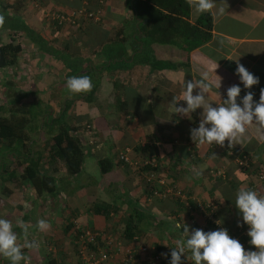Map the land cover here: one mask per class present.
Masks as SVG:
<instances>
[{
  "label": "crops",
  "instance_id": "0c3cea01",
  "mask_svg": "<svg viewBox=\"0 0 264 264\" xmlns=\"http://www.w3.org/2000/svg\"><path fill=\"white\" fill-rule=\"evenodd\" d=\"M214 2L218 4L217 7L223 6L219 4L221 0ZM224 2L227 4L224 15H217L216 9L208 12L212 24L210 38L200 46L186 52L174 44H150V50L156 59L176 63V66L187 61V68L175 66L174 69L157 70L147 64H132L130 61L133 53L128 47L126 53L130 59L127 63L119 69L104 72L94 101L88 106L86 114L78 117L74 123L77 125L75 135L82 145L84 157L81 170L70 174L53 151L49 139L50 126L47 128L43 125L51 116L56 115L68 97L62 66L41 53L25 30L14 27L15 22L11 19H19L30 32L54 47L68 38L71 27L68 22L55 25V22L49 21L47 14L50 11L68 13L83 6L87 9L100 8L102 12L97 21L99 32L91 28L92 33L84 31L79 34L78 38L83 41V46H88L89 51L102 42H108V39H120L125 29L131 34V38L134 36L140 40L141 34L132 31L131 12L125 6V0H37L36 8L33 7V0H0V13L6 18L4 28L0 29V43L12 37L21 45L16 63L0 69V97L6 98V94H10L16 86L35 88L33 93L19 99H0L4 102L0 105V116L9 118V111L13 108L26 107L37 101L45 105L41 109L38 136L26 143V147L29 149V156H39V172L53 178L56 186L52 192L36 194L29 183L20 178L22 167L29 156L23 154L13 157L8 152L6 159L1 157L0 178L7 190L4 199L17 212L12 222L13 230L19 237L17 243L23 244L24 229L27 232L34 230L35 233L29 235L28 239H35L40 243L38 250L22 249L27 263L85 264L77 254L74 236L76 230L88 227L97 231H122V219L134 210L138 215L137 220L135 219L137 236L133 237L136 236L139 242H153L162 246L163 242H167V248H170L177 244V240L183 239L180 224L192 230L202 227L209 232V221L205 220L204 212L198 208V204L208 201L214 202L216 206L214 217L219 221V226L236 234V240L245 251H256L249 242V227L243 223L235 206V199L236 193L241 189L255 190L264 195V140L261 139L264 130L258 129L255 124L249 126L239 144L232 148L228 147V141L224 142L223 147L215 144L200 145L193 142L190 130L198 128L203 109L198 108L188 115H180L174 113L171 104L174 99L178 101L177 106L186 107L182 100L184 82L197 81L204 72L208 73L207 82L212 86V92L206 94L207 102L212 103L213 107L220 103V99H227V90L233 85L241 88L237 97V104L240 106L244 95L249 91L254 94V102H259L261 89H264V0ZM199 15L189 6V23ZM79 19L83 18H77L75 22ZM141 46L140 44L139 47ZM92 61L96 63V59L93 58ZM237 63L257 77L259 83L245 89L236 74ZM218 77L219 96L215 94ZM113 81L119 85L118 97L112 90ZM198 91L199 89H194L193 95ZM113 102H120L122 109L116 112L112 107ZM81 122L86 123L80 125ZM24 127L26 126H23V130ZM42 131L45 134L44 143L41 141ZM6 147L7 150L19 148L16 143L6 145L5 141H0V150H6ZM125 147L129 149L126 155L128 161L114 164L109 171L100 174L97 160L108 157L114 163L116 153ZM135 147H144L148 153L145 158H150L155 164L151 168L153 176L162 179L163 184L156 185L153 180V186L162 196L146 197L147 186L143 182L146 172H138L136 165L144 157L143 151L135 150ZM240 160L245 165L240 166ZM217 169L223 171L222 176L214 175ZM197 171H201L202 175L198 177ZM260 175L263 179L258 178ZM140 176L143 178L141 181L138 179ZM61 179L68 186L77 184L80 188L64 192ZM166 189L173 192L178 189L195 206L180 207L175 196L171 192H165ZM178 200L181 201L180 198ZM99 202L109 206L107 218L94 210L95 204ZM64 216L68 219H63ZM40 219L50 223L51 228L39 231L36 224ZM19 221L23 224H19ZM69 221L77 227L73 232L71 225H68ZM129 242L132 241L123 239L121 244L114 241L107 264H124V256L120 252L129 247ZM0 257V264H10L9 260ZM186 259L190 264H195L191 254Z\"/></svg>",
  "mask_w": 264,
  "mask_h": 264
},
{
  "label": "trees",
  "instance_id": "16d2710c",
  "mask_svg": "<svg viewBox=\"0 0 264 264\" xmlns=\"http://www.w3.org/2000/svg\"><path fill=\"white\" fill-rule=\"evenodd\" d=\"M125 6L131 12L130 20L132 31L141 34L140 40L134 36L131 38V34L125 29L120 39H108V42H102L97 48L90 51L87 50V45L83 46V41L78 37L79 34H82L84 31L92 33L91 28L99 32L98 22L79 19L77 22H73V24L68 23L71 27V33L66 40L60 42L58 47H54L52 45L49 46L46 40L30 32L28 28L18 21V23H20L18 28L25 30L38 50L61 64L65 83L70 76L87 75L92 80L93 88L90 92L79 94L68 92V97L65 99L64 104L61 105L56 115L54 117L51 116L43 123L47 128L48 125L50 126L49 139L52 143L53 151L55 155L63 161L66 170L70 174H76L81 170L84 157L82 145L75 135L77 125L74 123L78 117H82L86 114L88 106L94 101L95 93L104 72L108 73L110 70L119 69L130 59V56L126 53L128 47L133 53L130 61L132 64H147L150 68L157 70L174 69L176 63H170L154 57L149 47L151 43L174 44L179 47V49L187 52L205 43L210 38L212 28L210 14H200L192 23H189L188 0H125ZM55 25L58 24L55 23ZM140 44L142 45L141 48L139 47ZM139 48L140 51L138 52ZM20 52V42L12 37H10L8 41L0 43V69L15 64ZM93 58L96 59V63H93ZM182 65L183 69L187 68V61L180 62L176 67H182ZM111 83L113 93L118 97L120 90L119 85L116 84L115 81ZM34 91V86L31 88H19V86H16L11 90L10 94H6V99L12 97L19 99ZM36 103L37 102H34L26 107L17 106L13 108L9 111V118L0 116V141H5L6 145L16 143L19 147L17 149L13 147L11 150H7V147L6 150L1 148L0 153L3 155V159L7 158L6 155L8 152L12 153L13 157L23 156V154L29 156L30 152L26 147V143L35 139L38 133L37 129L40 126L39 118L42 112V108ZM121 105L120 102H113L112 107L117 112L122 109L123 106ZM93 121L95 122L96 120ZM83 123L84 122H81L80 125H84L86 122ZM23 126H26L24 130ZM134 149H141L144 156L136 162V165H138V172L148 173L151 168L153 169L148 163H143V161L146 160L152 161L148 157L145 158L148 153L144 147H135ZM120 152L116 153L114 159L116 161L114 163L108 157L97 160V168L100 174L109 171L114 164L125 162L119 157ZM39 159L38 155H30L27 158V163L22 167L20 178L25 179L36 194L52 192L56 188L54 180L50 176L39 172ZM9 175H12V173H9ZM138 179L141 181L143 178L140 176ZM143 182L147 186L145 190L146 197L149 198L154 189L153 183L150 182L148 184L145 179H143ZM6 193L7 190L5 187L0 189V218L13 222L17 212L2 196ZM175 198L177 205L182 207L183 202L180 201L182 204H178L180 203L178 197L175 196ZM187 202L189 208L195 206L190 198H187ZM94 210L97 213H102L104 217H108L109 206L107 204L102 202L95 204ZM136 215H138V213L134 210L131 214L122 219L124 227L120 233L121 239L131 240V238L137 234ZM180 225L179 230L183 235L184 226ZM191 232L192 229H189V234H191ZM79 233V231H76L74 236H77ZM154 247L158 251L165 250L164 252L166 255L159 261V264H170V253L172 249L177 247V244L167 249L157 244H155ZM190 254L189 251L185 252L184 256L181 258L182 264H190L186 259V256H190ZM50 264H52V262H50ZM136 264L146 263L138 261Z\"/></svg>",
  "mask_w": 264,
  "mask_h": 264
},
{
  "label": "clouds",
  "instance_id": "9594fccd",
  "mask_svg": "<svg viewBox=\"0 0 264 264\" xmlns=\"http://www.w3.org/2000/svg\"><path fill=\"white\" fill-rule=\"evenodd\" d=\"M188 4L197 14L216 9L217 15H224L227 8L224 0L219 3L223 5L221 7H217L218 4L214 0H188ZM5 23V15L0 13V29L4 28ZM236 74L240 77L245 89H250L259 83V79L239 63H237ZM207 81V72H204L197 81H185L182 100L187 106H177L178 101L174 99L171 103L174 113L180 115H188L198 108L203 109L198 128L190 130L193 142L223 147L224 142L228 141V147L232 148L239 144L249 126L255 124L258 129L264 130V89H261L258 103L254 102V94L249 91L244 95L242 106H240L237 104V97L241 88L233 85L227 90V99H220V103L213 107L212 103L207 102L206 94L212 92V86ZM219 87L220 78L218 77L215 89L217 96H219L217 93ZM66 88L69 93H88L92 90L93 83L87 75L70 76L66 80ZM194 89H199L195 95H193ZM261 139L264 140V135H261ZM212 157L216 158L215 155ZM196 175L199 177L202 172L197 171ZM235 206L242 216L243 223L249 227L247 233L249 242L256 251H245L241 243L231 238L224 228L207 233L202 229H194L189 234V229L185 226L183 239L177 240V247L170 253V264H182L181 258L186 251L191 253L195 264H264V196L251 189L238 190ZM18 223L23 224L22 221ZM36 227L39 231H46L51 228V225L46 220L40 219ZM18 239L12 222L0 218V256L9 260L10 264H20L21 261L27 264V257L22 249L38 250L40 243L35 239H28L27 229L23 231V244H18Z\"/></svg>",
  "mask_w": 264,
  "mask_h": 264
},
{
  "label": "built area",
  "instance_id": "2783aa9c",
  "mask_svg": "<svg viewBox=\"0 0 264 264\" xmlns=\"http://www.w3.org/2000/svg\"><path fill=\"white\" fill-rule=\"evenodd\" d=\"M33 7H38L37 0H33ZM102 16V12L100 8L95 9H87L85 6L79 8L77 10H71L68 13H63L59 11H50L47 14L49 21L55 22L57 24H62L63 22H68L73 24L77 18H83L86 20H91L93 22H97L100 20ZM128 147H125L120 153L119 157L127 162V152ZM143 163H148L153 167L155 164L153 161L146 160ZM240 166L245 165L243 160L238 161ZM146 183H153V180L156 182V185H162L163 180L154 178L153 171L149 170L148 173L145 174ZM214 175L217 177L223 175L222 170H215ZM259 179H263V176H258ZM145 184V183H144ZM146 185V184H145ZM149 187V186H148ZM165 192H171L174 196L180 198L183 201V204L188 207L187 198L184 194H182L178 189L174 192L171 189H166ZM259 195L264 196L263 194ZM162 196L157 189L152 190L151 197ZM198 208L204 212L205 220L209 221V232L217 231L221 227L219 226L218 221L214 217V208L215 204L212 201H208L204 204H198ZM199 229V228H197ZM202 229V227H200ZM204 231V228L202 229ZM80 233L75 236V244L76 250L79 257L85 262V264H107L111 257V248L114 244V239L112 232L109 230H92L91 228L85 227L81 230L77 229ZM207 233L206 231H204ZM229 236L233 239H236V234L228 232ZM136 236L132 237V242L129 244L122 252L123 253V262L124 264H136L138 261L145 262L146 264H159V261L165 256V250L158 251L155 247L149 242H139L136 240ZM138 255V257L136 256Z\"/></svg>",
  "mask_w": 264,
  "mask_h": 264
},
{
  "label": "rangeland",
  "instance_id": "374dc122",
  "mask_svg": "<svg viewBox=\"0 0 264 264\" xmlns=\"http://www.w3.org/2000/svg\"><path fill=\"white\" fill-rule=\"evenodd\" d=\"M13 22H15V24L13 25L14 27H16L17 28V26L18 25H20V23H18V20L19 19H15V17H13L12 19H11ZM14 38H16V36L14 37ZM49 46H51L50 44H48ZM182 67H183V65H182ZM183 71V70H182ZM8 88V87H7ZM7 88H6V91H7ZM69 92V91H68ZM68 92H67V94H68ZM0 99H5V101L7 100L8 101V99H6L5 98V96H1L0 97ZM4 104V102H2V101H0V105H3ZM36 104H38V105H40V107L42 108V109H44L45 108V105L44 104H42L41 102H38L37 101V103ZM2 109V108H1ZM37 132H38V129H37ZM36 136H38V133H37V135ZM44 136H45V134L43 133V131H42V133H41V141L43 142V138H44ZM44 143V142H43ZM46 143V142H45ZM128 154V153H127ZM3 158V155L1 154V156H0V161L2 160V158ZM80 178V177H79ZM62 181H61V187L63 188V191L65 192L66 190H68V189H70V190H73V189H78V188H80V187H78V185L77 184H74V185H70V186H68L66 183H65V180L64 179H61ZM1 188H3V180H2V178H0V189ZM7 195V194H6ZM6 195H4L3 197H5ZM11 196V195H10ZM9 196V197H10ZM99 203H101V202H99ZM214 203V202H213ZM183 207H186L185 205H182ZM215 208H216V206H215ZM215 208H214V212H215ZM66 216H68V215H66ZM66 216H64L63 217V219H65V220H67L68 219V217H66ZM71 225L70 226V229L72 230V232L77 228V227H74V225H72V222H68V225ZM79 229V228H78ZM82 228H80L79 230H81ZM92 229V228H91ZM92 230H94V229H92ZM116 231L115 232H113L112 233V235H113V239H114V241L115 242H118V243H122L123 242V239H121V236H120V233H121V231L119 230V229H115ZM34 234L35 232H34V230L33 231H31V230H29V232H28V236L29 235H31V234ZM47 241V240H46ZM47 243H48V241H47ZM116 244V245H119V244ZM149 243H151L153 246L155 245V243H153V242H149ZM163 244V246L167 249V242H163L162 243ZM50 246H52L53 247V244L50 242ZM123 246V245H122ZM125 249V248H124ZM124 249H122V250H124ZM137 257H138V255H136ZM3 257V256H2ZM6 259V258H5ZM23 262V261H22ZM22 262H20V264H22ZM24 264H25V261H24ZM27 264H29V263H27Z\"/></svg>",
  "mask_w": 264,
  "mask_h": 264
}]
</instances>
